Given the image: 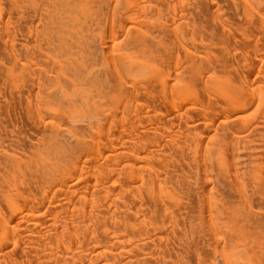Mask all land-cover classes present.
Wrapping results in <instances>:
<instances>
[{
  "label": "bare ground",
  "instance_id": "1",
  "mask_svg": "<svg viewBox=\"0 0 264 264\" xmlns=\"http://www.w3.org/2000/svg\"><path fill=\"white\" fill-rule=\"evenodd\" d=\"M232 251L264 264V0H0V264Z\"/></svg>",
  "mask_w": 264,
  "mask_h": 264
},
{
  "label": "rangeland",
  "instance_id": "2",
  "mask_svg": "<svg viewBox=\"0 0 264 264\" xmlns=\"http://www.w3.org/2000/svg\"><path fill=\"white\" fill-rule=\"evenodd\" d=\"M237 254H238V252L232 251L231 259H233V261L235 260V263L233 261L232 262L234 264H242L241 263L242 261L240 260L241 258L239 257V256H242V255L239 254L238 257H235V256H237ZM212 264H224V263H223V261L220 259V257L218 255H215L214 261L212 262Z\"/></svg>",
  "mask_w": 264,
  "mask_h": 264
}]
</instances>
